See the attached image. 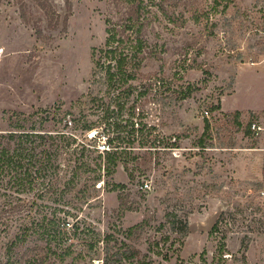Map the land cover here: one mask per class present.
Masks as SVG:
<instances>
[{"label": "rangeland", "instance_id": "374dc122", "mask_svg": "<svg viewBox=\"0 0 264 264\" xmlns=\"http://www.w3.org/2000/svg\"><path fill=\"white\" fill-rule=\"evenodd\" d=\"M130 1L155 52L132 101L173 146L136 148L108 187L66 195L71 255L58 264H264V0H0V130L70 127L82 110L95 120L88 95L77 99L106 18L120 20ZM103 131L74 130L94 144Z\"/></svg>", "mask_w": 264, "mask_h": 264}, {"label": "trees", "instance_id": "16d2710c", "mask_svg": "<svg viewBox=\"0 0 264 264\" xmlns=\"http://www.w3.org/2000/svg\"><path fill=\"white\" fill-rule=\"evenodd\" d=\"M134 3L131 2L132 7L126 14L119 16L120 20L106 18L105 40L92 50L95 67L88 82L89 92L77 100L88 95L89 104L96 112L95 120H89L82 110L74 122L70 120V127L58 120L59 126L55 129L0 130V189L3 190L0 197L4 198L5 205L0 209L3 264H58L59 259L71 255L70 246H63L69 229L66 225L70 224L67 218L73 215L66 207L69 206L66 195L77 186H96L100 181L108 187L118 165L122 163L128 169L130 157H137L136 148L152 152L160 144L173 146L160 142L155 128L138 111V102L132 101L145 59L149 53L155 54L148 49L145 18L142 19L141 8ZM95 127L103 128L110 150L102 152L97 143L82 142L74 132L83 129L87 135ZM100 132L96 129V134ZM121 186L115 182L112 185L113 189ZM29 191L33 193L27 198ZM168 215L176 225V215L171 212ZM27 217H32L29 222ZM13 225L17 226L16 232L3 242V238L12 234ZM180 225V231L186 233L188 221L182 220ZM30 242L41 244L43 255L29 254ZM131 252L133 258L138 255L135 248ZM104 263H108V258Z\"/></svg>", "mask_w": 264, "mask_h": 264}, {"label": "built area", "instance_id": "2783aa9c", "mask_svg": "<svg viewBox=\"0 0 264 264\" xmlns=\"http://www.w3.org/2000/svg\"><path fill=\"white\" fill-rule=\"evenodd\" d=\"M102 139H103V142H102V144H98L97 145V148L100 150V151H102V152H104V151H107V150H110V144H109V142H108V139H107V137L106 136H102ZM146 187H148L149 186V184L148 183H146V184H144ZM142 187H144V186H142Z\"/></svg>", "mask_w": 264, "mask_h": 264}]
</instances>
